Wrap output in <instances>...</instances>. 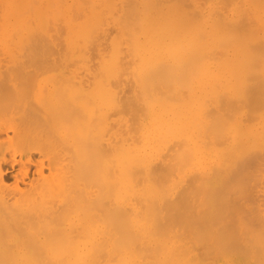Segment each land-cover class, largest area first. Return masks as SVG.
<instances>
[{
  "label": "bare ground",
  "instance_id": "1",
  "mask_svg": "<svg viewBox=\"0 0 264 264\" xmlns=\"http://www.w3.org/2000/svg\"><path fill=\"white\" fill-rule=\"evenodd\" d=\"M154 206L199 214L169 257ZM183 225L264 264V0H0V264H176Z\"/></svg>",
  "mask_w": 264,
  "mask_h": 264
},
{
  "label": "rangeland",
  "instance_id": "2",
  "mask_svg": "<svg viewBox=\"0 0 264 264\" xmlns=\"http://www.w3.org/2000/svg\"><path fill=\"white\" fill-rule=\"evenodd\" d=\"M229 8H230V7H229ZM18 81H20V80H18ZM20 83H21V81H20ZM16 84L18 85L19 82L16 83ZM19 85H20V84H19ZM198 206H200V207L202 206L201 208L199 207V210L201 209L202 212L204 211V210H202V209H203V205H197V206H196V205H195V206L192 205V206H189V207L193 210V214L191 213V215H194V210H196V209L198 208ZM204 206H205V205H204ZM215 206H216V207H215ZM222 206H223V205H222ZM222 206L219 205V208L222 207ZM225 206L227 207V205H225ZM225 206H223V207H225ZM230 206H231V205H229V208H227V209H226V208H225V209L223 208V209H224V212H223V213H225V215H226V210H227V211H230V210H231L230 208H233V206H231V207H230ZM155 207H156V206H154V207L151 209V211H150V210L147 211V210H148L149 208H151V207H147V208H145V210H146L148 213H150V212H152L153 209H155ZM178 207H180V206H178ZM178 207H177L176 209H175V207H174V208H173V207H172V208H166V209L164 208L163 211H171V212H175V211L177 210V212H178V211L181 210V208H182V210H183V209L185 210L186 208H188V207H185V208H184V207H180V209H179ZM205 207L207 208V209H205V210H207V211H209V209L211 208V209H210V212L207 213V211H205V213L203 212L204 215L202 214V215L200 216V215L198 214L199 211H198V209H197L198 212H196V211H195V212H196L199 216L195 213L196 217H195V216H190V212L187 213L186 211H188V210H185V213H187L186 215L189 214V217H190V220H189L188 216H187V217L185 216V217L187 218V220H186V218H185L186 222L184 221V219H182L183 221H182L181 219H177L178 217H176V218L173 219V216H168L170 219H169L168 217H163V218L160 217L161 219H164V221L161 220V222L163 221V222L167 223V225H168V226H167L166 224L161 223V224H163V228H162V229L164 230V232L161 231V229H160V228H161L160 223H159L160 220H158V219H160V218H158L159 216H158L157 214H155V216L157 215L156 218H157V220L159 221V222L156 221V223H158L157 225H156V223H155V225H154V224H152V225L150 224L152 221H155V220H154V217H153V220L150 221V223H149V220H148L149 218H146L148 221H147L146 219H144V221H146L147 224H143V223H146V222H143V219H140L141 222H140V220H139V221H138V220L136 221V219H135V222H138V223H142V222H143V223H142L143 226H144V225L146 226V225L150 224L149 226L152 227V230L154 229V227H155L154 230H157L158 228H157L156 226L159 225V226H160L159 231L163 232L162 234L164 235L166 232L168 233V227H169V228L171 227L170 224H171V223H174V224H175V221H176V220H177V221L180 220L181 222L187 223L188 221H191V218H194V219H192V222H193V220L195 221V220H198V219L200 218V219H199V224H202V225H199L198 223H197V224H198L199 226H198L197 224L195 225V223H196L197 221H195V223L193 222L194 224H193V225L191 224V225H192L193 227L198 226V227H200L199 229H201V226H202V229H203V228H204V229H203V230L201 229L202 231L199 232L198 227H197V228H192V226H191V228L193 229V231H192V229H191V231H190L191 234H193L194 231H195L196 234H198V235H201V234H202V235H201L202 239H201V237L199 236V237H200L199 240L196 238V236L193 235L198 241H200L199 243H198V241H197L195 238H193V236H192L191 234H189V233H190V232H189V230H190V229H189V226H190L189 224H190V222H189V224H188L189 226H188V225H183V226H181V227H183L185 230H186L185 227L188 226V227H187V228H188V229H187L188 231H185V232H184V231L181 232V230H182L183 228H180L181 230H180L179 232H176V231L179 230L178 228H179V226H180V224H181L180 221H179L178 223H176V224H175L176 226L174 225L175 228H176V231H175L176 235H174V236L172 235V237H175V236H177V235L180 236V234H178V233H181V234H182V233H186L185 236L188 237L187 239H189V241H190V240H191V241H194L193 243L195 244V240H196V242L198 243V245L200 244L199 246L196 244V247H198V248H195V245H194V244L191 245L192 242H189L188 240H185V242H184V243H186V244H185L186 246L183 245V247H186V248H189V246H190V248H189L190 251H189V252L191 253L192 251H194L192 254H193V256H195L197 253L200 254V252H199L198 249H200V251H201V245H202L201 240H202L203 244L205 243V241H206V244H207V242H208L207 240H210L209 245L212 243V242H211V239H212V238H210V235H209V234L207 235V231H208V230H209L208 233H211V232H213L214 230H216V231H214V232H215V233L217 232V235H218V234L220 233L219 229H220V230L222 229V227H220V226L223 225V230H221V232H223V231L228 232V231H226V229H225V228L228 227L229 231H230V229H231V230H232L231 233H234V232H236L237 228L235 227L236 229H234V228L232 227L233 225L235 226V225L238 224V226H239V223H240V224L243 223V222L246 223V220L244 221V219H243L245 215H242L243 217L241 216L242 213L244 214V212H243L244 209H242V208L240 207V208L242 209V210H240V209H238L239 207H235V206H234V207L237 209V210H235V208H234V210H235V211L233 210L234 212H237V213H238L239 210H240V215H239V214L237 215V216H239V217L237 218L236 216H231V215H228V214H227V215L229 216V217H228L229 219H230V216L232 217V222L234 221L233 223H235V224H230V223H232V222L230 221L231 219L229 220L230 222H229L228 219H227V221H228L229 223H225L226 220H225V221H224V220L222 221V220L219 219L220 221H222V223H220L219 220L216 221V219L214 218V219H213V220H214V223H215V222H216V223L219 222V225H220V226H219V225L216 224L217 227H219L218 230H217V229H215V228H216V225H211L209 222H210V221H211V222L213 221V220H212L213 216L216 217V215L218 216V215L220 214V216H221V215L223 214V213L221 212V209H222V208H220V210H219L217 205H206ZM205 207H204V208H205ZM156 208H158V206H157ZM160 208H162V207H160ZM160 208H158V210H160ZM193 208H194V209H193ZM108 209H109V210H108ZM112 209H113V208L110 209V207L107 208L108 211H110V210H112ZM115 209H116V208H115ZM140 209H141V208H140ZM173 209H174V210H173ZM188 209H189V208H188ZM191 209H190V210H191ZM223 209H222V211H223ZM229 209H230V210H229ZM107 210H106V211H107ZM113 210H114V209H113ZM113 210H112V211H113ZM117 210H118V209H116V212H119V211H117ZM145 210H144V208L141 209V211H145ZM182 210H181V211H182ZM190 210H189V211H190ZM192 210H191V212H192ZM97 211L99 212V211H101V209L98 208ZM146 211H145V212H146ZM156 211H157V210H156ZM156 211L154 210L153 212L155 213ZM163 211H162V209H161V210L159 211V213H161V212H163ZM213 211H214L215 214L213 213ZM241 211H242V213H241ZM110 212H111V211H110ZM153 212H152V213H153ZM157 212H158V211H157ZM216 212H217V213H218V212H221L222 214H221V213L216 214ZM230 212H232V211H230ZM152 213H151V214H152ZM159 213H158V214H159ZM200 213H201V212H200ZM206 213H207V214H206ZM211 213H212V215H211ZM227 213H229V212H227ZM232 213H233V212H232ZM213 214H214V215H213ZM230 214H231V213H230ZM152 215H153V214H152ZM205 215H206V216H205ZM209 215H211V216H209ZM225 215L223 214L222 216L225 218ZM227 215H226V216H227ZM149 216H150V215H149ZM149 216H148V217H149ZM197 216H198L199 218H198ZM208 216H209L211 219H210ZM151 217H152V216H151ZM202 217H203V219H202ZM241 217H242V218H241ZM105 218H106V217H105ZM118 218H119V217H118ZM118 218H116V219H118ZM122 218H123V219H122ZM122 218H120V219L117 220V221H119L118 223L121 224L122 222H120V220H121V221L124 220V222H126V224H124V222H123V224H122V225H123V228L127 227V226H125V225H128V226H129L128 228H130V229H129V231H128V228L126 229V230L128 231L127 234H130V233L132 234V232H130V230L133 229V228H131L130 225H132V224L134 225V223H132V224L129 223V224H130V225H129L128 222H127V221H128V217L125 219V217L122 216ZM166 218L168 219V221H167ZM171 218H172V221H171ZM179 218H180V217H179ZM196 218H198V219H196ZM216 218H218V217H216ZM233 218H234V219H233ZM236 218H237V219H236ZM239 218H240V219H239ZM150 219H151V218H150ZM165 219H166V220H165ZM207 219H208V220L210 219V220L208 221V223H209L211 226H210L208 223H204L205 221L207 222ZM235 219H236V220H235ZM241 219H242V220H241ZM106 220H107V222H108V218H107ZM109 220H111V219H109ZM112 220L115 221L114 218H113ZM126 220H127V221H126ZM173 220H175V221L173 222ZM200 220H201V221H200ZM240 220H241L242 222H240ZM90 221H92V220L90 219ZM102 221L104 222V220H102ZM102 221L100 220L101 224H102ZM117 221H116V222H117ZM169 221H171V223L168 224ZM202 221H203V222H202ZM111 222H112V221H111ZM116 222L114 223V225L112 224L113 222L111 223V226L113 225V228H114V226L117 224ZM131 222H133V219H132ZM200 222H201V223H200ZM223 222H224V223H223ZM138 223L135 224L134 226L136 227V226L138 225V226L140 227L141 224H138ZM153 223H154V222H153ZM236 223H237V224H236ZM101 224H100V225H101ZM104 224H106V222H105ZM109 224H110V222H109ZM109 224H107V225L109 226ZM178 224H179V226L177 227ZM204 224H205V225L207 224V225H206V226H207V229H208V227H209L208 230L206 229L207 231H204L205 228H206V227H203ZM212 224H213V223H212ZM221 224H222V225H221ZM117 225H118V227H119V224H117ZM117 225H116V226H117ZM133 225H132V226H133ZM164 225H165V226H164ZM171 225H172V224H171ZM181 225H182V224H181ZM225 225H226L227 227H225ZM228 225H232V226H228ZM111 226H110V227H111ZM134 226H133V227H134ZM138 226L136 227V229L138 228ZM153 226H154V227H153ZM166 226H167V227H166ZM174 226H172V227L174 228ZM184 226H185V227H184ZM214 226H215V228H214ZM240 226H241V230H242V227H243L242 224H241ZM244 226H245V227H243V228H244V230H245V229L247 228V227H246L247 224L244 225ZM120 227H122V226H120ZM120 227L118 228V230H120ZM135 227H134V229H135ZM141 227H142V226H141ZM141 227H140V228H141ZM147 227H148V226H147ZM151 227L149 228L150 230H151ZM164 227H165L166 229H165ZM210 227H212V228H210ZM230 227H232V228H230ZM123 228H122V229H123ZM143 228H144V227H143ZM143 228H142V229H143ZM173 228H172V230H175V228H174V229H173ZM213 228H214V229H213ZM114 229H115V228H114ZM116 229H117V228H116ZM138 229H139V228H138ZM138 229H137V231H138ZM144 229H145V228H144ZM149 229L146 228V230H145V232H147V233H145V234H147V236H148V233L151 232V234H150V236H151V235L153 234V232H154V231H153V232H152V231H149ZM195 229H196V230L198 229V232H197ZM210 229L212 230L211 232H210ZM233 229H234L235 231H233ZM139 230H140V229H139ZM166 230H167V231H166ZM172 230H171V228H170V231H169V232H171ZM238 230H240L239 227H238ZM241 230L238 231L240 234L236 232L237 235L239 234V235H238L239 237H241L240 235H241V233L244 231V230H243V231H241ZM246 230H248V228H247ZM120 231H121V230H120ZM133 231H134V230H133ZM142 231H143V230H142ZM148 231H149V232H148ZM159 231H158V232H159ZM165 231H166V232H165ZM218 231H219V233H218ZM139 232H140V231H139ZM155 232H156V231H155ZM161 232H160V234H159L160 236H161ZM203 232H204V235H203ZM225 232H223L224 235H225ZM246 232H247V231L243 232L244 234L242 233V234H243L242 236H244ZM134 233H135V232H134ZM134 233H133V234H134ZM142 233H143V232H142ZM142 233L140 234V236L142 235ZM167 233L164 235L166 238L169 237V236H168L169 234L167 235ZM171 233H172V232H171ZM173 233H174V232H173ZM173 233H172V234H173ZM187 233H188L189 235H191L190 237L193 238V240H192L191 238H189V235H188ZM199 233H200V234H199ZM215 233H214V234H215ZM231 233H226V234H228L227 237L229 236L230 240H229V238H228V239H227L226 237L224 238V236L221 235V233H220V240H219V238H218L219 236H218V237H217L216 235L214 236V235H212V233H211L212 237L214 236L215 238H216V237L218 238V241H217V239H215V238L213 237L214 240H215V241H213V245H214V246H213L212 244H211L210 246H208V245H207V246H208L209 248H210V247H213V248H214V247H215V248L217 247V248H218L219 246H218L217 244H222V243H223V245H221V246L217 249V250H219L220 248H223V247H224V245H225L224 243L226 242V240H228V242H229L231 245H233V244H234V243L232 242L233 238H234V240H235V241L233 240L234 242H237V240L239 241V240L242 239V238H241V239H240V238H236V236L234 237V234L236 235V233L232 234V235H233V238L230 237V236H231V235H230ZM136 234H137V235H135V236L132 235V240H133L134 237H137V239L134 238V240H136V241L138 240V242L142 243V246L145 244V246H146V248H147V247H148L147 245H149V242H151V245L154 244V242L152 243L153 240H152V241L149 240L148 242H146V243H148V244H146L145 242H143V240L146 241V240H145L146 237H145V238H144V237H143V238L141 237V241H142V242H141V241L139 240V239H140V236L138 235L139 233L136 232ZM143 234H144V233H143ZM145 234H144V235H145ZM247 234H248V233H247ZM123 235H124V234H123ZM159 235H158V236H159ZM187 235H188V236H187ZM198 235H197V236H198ZM106 236H107V235H106ZM133 236H134V237H133ZM145 236H146V235H145ZM154 236H156V238H160V236H159V237H158L157 235H154ZM154 236L152 235L153 238H152V237H151V238H152V239H155ZM164 236H162L163 239H165ZM170 236H171V234H170ZM182 236H183V234L181 235V237H182ZM185 236H184V237H185ZM221 236H222V238H224V239H226V240H223V239L221 238ZM225 236H226V235H225ZM238 236H237V237H238ZM148 237H149V236H148ZM181 237H179V238L181 239ZM184 237H183V238H184ZM186 237H185V238H186ZM203 237H204V238H207V239L205 240V239H203ZM245 237H246V235L243 237L244 240L246 241ZM138 238H139V239H138ZM151 238H150V239H151ZM169 238H171V237H169ZM175 238H177V237H175ZM179 238H177V239L180 240ZM208 238H209V239H208ZM235 238H236V239H235ZM104 239H105V236H104ZM142 239H143V240H142ZM146 239H147V238H146ZM148 239H149V238H148ZM148 239H147V240H148ZM161 239H162V238H160V240H161ZM194 239H195V240H194ZM200 239H201V240H200ZM221 239H222V240H221ZM132 240H131V241H132ZM134 240H133V242H134ZM160 240H159V239H158V241L155 240V242H156V243H157V242H160V243H157V245L159 244V245H158V246H159V249H163L164 253H163L162 250L157 249L156 246H155V244L153 245V246H155V247H153V246L150 245V247L154 248V249H150V251L152 252V250H155V248H156L158 254L160 253V251H162L161 253H163V254L166 255L167 257H169V254H166V253L169 252V250H170L171 248L174 249V247L176 248V245H177V247H178L179 245H182V243H183V241H184V239L180 240V241H182L181 244L178 243V241H176L179 245H178L177 243H176V245H175V243H174L175 239L172 238L171 241H172L173 244L175 245V246H174V245H172V242H171V244L168 243V238H167V240L165 239V240L167 241V243H168L170 246L172 245L171 247H169V248L167 249V248L164 247V245H165V246L168 245L167 243H165V244L162 245V246L160 245L162 242L164 243L165 240L162 241V242H161ZM204 240H205V241H204ZM212 240H213V239H212ZM220 241H222V242H220ZM230 241H231V242H230ZM106 242H107V240H106ZM133 242H132V243H133ZM138 242H136V243H138ZM214 242H216V244H215ZM217 242H219V243H217ZM143 243H144V244H143ZM188 243H189L190 245H188ZM229 243H228V244H229ZM232 243H233V244H232ZM133 244H134V243H133ZM206 244H205V245H206ZM230 244H229V245H225L226 247L229 246V249H227V248L224 247L228 252H230L229 250L235 248V246L239 247V245H237V243H235L236 245H235V246L233 245V246H231V247H233V248H230ZM239 244H240V242H239ZM243 244H245V243H242L240 248H242V246H244ZM136 245H138V244H136ZM136 245H135V246H136ZM187 245H188V247H187ZM205 245L202 246V251H203V249L205 250V247H206V249L208 250L207 246H205ZM215 245H216V246H215ZM158 246H157V247H158ZM173 246H174V247H173ZM191 246H192V247H191ZM193 246H194V248H193ZM245 246H246V245H245ZM160 247H161V248H160ZM162 247H164V248L167 249V250H164V248H162ZM199 247H200V248H199ZM203 247H204V248H203ZM148 248H149V247H148ZM148 248H147V249H148ZM186 248H184V250H185ZM191 248H192V249H191ZM215 248H214V249H215ZM224 248H223V251H225ZM193 249H194V250H193ZM195 249H196L197 251H196ZM244 249H245V252H246V251H247V250H246L247 248L245 247ZM158 250H159V252H158ZM186 250H187V249H186ZM207 250H205V251L210 253V252H211L210 250H212V248H210L209 251H207ZM215 250H216V249H215ZM234 250H235V249H234ZM238 250H239V249H238ZM238 250H237V251H238ZM242 250H243V248H242ZM195 251H196V252H195ZM202 251H201V252H202ZM237 251H236V252H237ZM239 251H240V250H239ZM243 251H244V250H243ZM151 252H149V253H151ZM153 252H154V253H151V256H152V257H156L158 254H157L155 251H153ZM165 252H166V253H165ZM185 252L188 253V251H185ZM185 252H184V257H183L184 261H183L182 258H181L180 261H183V262H185V263H188V262H187V261H188L187 259H189V256H190V259H191V256H192V255H191L190 253H188V255H186ZM206 252H204V251L202 252V253L204 254V256H202V255L199 256L198 254H197V255H198L199 257L202 256V258L205 257L204 259H208V260H201V261H200V259H197L196 256H195V258L198 260L197 263L200 262L201 264H205V263L211 261V260H209V258H210V254H212V253L214 252V250H213V252H211L210 254L207 253V254H209V256L207 255V257H209V258L206 257V254H205ZM218 252H219V251H218ZM221 252H222V251H221ZM221 252H220V253H221ZM225 252H226V251H225ZM233 252H234V251H232V252L229 253V254H228V253L224 254V252H223V253H221V254H223V255H220V254L218 253L219 256H220V258H216V257H214V259H215V258H216V259H215V261L211 262V264H213V263H214V264H215V263H218V264H221V263H222V264H227V263H228V264H230V262H231V260H232L231 258H232L234 255H237V259H238V261H239V263H238V262H237V263H238V264H242L244 258H246V255L243 257V256H241V253H240V254H237V253L235 252L236 254H235V253L233 254ZM161 253L159 254V256H157V257H159V258H158L159 260H160V258L163 257V254L161 255ZM194 253H196V254H194ZM214 253H215V252H214ZM214 253H213V254H214ZM216 253H217V252H216ZM152 254H153V255H152ZM154 254H155V255L157 254V255L154 256ZM243 254H245V253H243ZM243 254H242V255H243ZM246 254H247V253H246ZM160 255H161V257H160ZM225 255H226V256H225ZM238 255H240V256H238ZM193 256H192V259H191V260H193V261H191V263H192V264H197V263H194V261H195L196 259H195ZM211 256H212V255H211ZM214 256H215V255H214ZM230 256H231V257H230ZM105 257H106V256H105ZM185 257H187V258H185ZM199 257H198V258H199ZM241 257H243V259H241ZM165 258H166V257H165ZM105 259H106V258H105ZM154 259H155V260H158V259H156V258H154ZM185 259H186L187 261H186ZM194 259H195V260H194ZM210 259H212V258H210ZM212 260H213V259H212ZM222 260H223L224 263L222 262ZM180 261H179V262H180ZM173 262H174V261H173ZM179 262H175V263H176V264H177V263L179 264ZM189 262H190V261H189ZM204 262H205V263H204ZM226 262H227V263H226ZM185 263H182V264H185ZM191 263H189V264H191ZM171 264H174V263H171ZM180 264H181V263H180Z\"/></svg>",
  "mask_w": 264,
  "mask_h": 264
}]
</instances>
